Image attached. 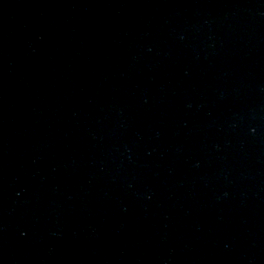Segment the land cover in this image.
<instances>
[{
  "label": "water",
  "instance_id": "obj_1",
  "mask_svg": "<svg viewBox=\"0 0 264 264\" xmlns=\"http://www.w3.org/2000/svg\"><path fill=\"white\" fill-rule=\"evenodd\" d=\"M0 264H264V0H0Z\"/></svg>",
  "mask_w": 264,
  "mask_h": 264
}]
</instances>
